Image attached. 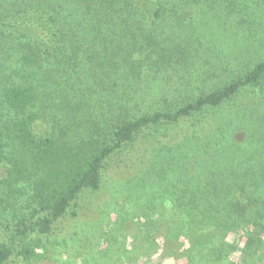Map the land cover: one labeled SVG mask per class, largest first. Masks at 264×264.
I'll use <instances>...</instances> for the list:
<instances>
[{
  "label": "trees",
  "instance_id": "obj_1",
  "mask_svg": "<svg viewBox=\"0 0 264 264\" xmlns=\"http://www.w3.org/2000/svg\"><path fill=\"white\" fill-rule=\"evenodd\" d=\"M3 1L0 8L8 11L33 10L37 27L26 22L18 29L17 19L0 10V51L18 54L14 64L0 59V74L8 75L0 76V165L5 166L0 209L14 192L29 191L32 201L28 213L12 210L11 220L6 218L11 227L0 239V264L13 257L25 264H54L44 236L82 190L99 187L107 160L149 128L178 130L173 141L160 142L165 153L154 158L168 161H150L133 178L134 183L146 174L163 207V217H149L137 239H154L156 232L163 238L162 253L187 264L201 258L218 264L225 243L216 241L226 230L244 228L249 248L263 241L264 60L172 109L113 113V100L131 98L112 87L137 84L140 68L152 74L199 59L186 48L190 38L181 36L185 1ZM13 27L21 32L16 35ZM176 29L180 36L171 32ZM13 73L16 81L5 79ZM47 99L52 105H44ZM43 116L48 127L40 131L34 122ZM234 125H243V138L233 136ZM238 260L245 264L244 253Z\"/></svg>",
  "mask_w": 264,
  "mask_h": 264
},
{
  "label": "rangeland",
  "instance_id": "obj_2",
  "mask_svg": "<svg viewBox=\"0 0 264 264\" xmlns=\"http://www.w3.org/2000/svg\"><path fill=\"white\" fill-rule=\"evenodd\" d=\"M7 1H3V4H8ZM183 1L185 3L182 5L181 13L187 19L181 36L190 38L186 48L196 53L195 58L199 59L192 61L191 64L178 65L174 62L165 69H154L152 74L147 73L146 68H140L138 83L132 86L125 83L107 85V87L113 86L112 88L118 87L119 90H123L125 96L131 98L127 103L119 99L113 100L111 106L113 113L119 111L122 115L138 116L154 110L172 109L202 92L230 81L256 62L264 60V0ZM4 8L3 6L0 8L4 11L3 17L17 19L13 23H18V29H24L26 22H31L30 24L37 27L35 22H32L35 16L33 10L25 13L17 12V8H12L11 11ZM14 29L12 32L16 35L21 32ZM33 29L36 30L34 26ZM176 30L171 32L180 36V29ZM36 34L38 35L37 32ZM31 35L32 32L28 33V37ZM3 38L12 42L5 35ZM28 39L31 41L32 38ZM9 49L13 51L11 46ZM3 56L14 64L18 54L12 52L5 55L0 51V59ZM134 57L138 58L136 52ZM34 69L37 72L41 70L36 67ZM2 75L8 76L4 72L0 74ZM18 77L13 73L11 77L5 79L16 81ZM52 87L53 85H49L47 89L50 90ZM239 94L244 95L240 96L241 98H245L248 92ZM54 100L56 101L57 98ZM234 100L232 101H239ZM44 105H52L51 100L47 99ZM206 116L209 117V114H205V119ZM45 120L47 121L48 118L44 116L37 119L34 126L39 127L40 131L47 129L48 124ZM234 126L236 128L233 130V136L243 138V125ZM176 130L178 127L169 130L145 129L124 146L121 152L107 160L102 169L99 187L82 190L65 215L54 223L53 230L44 236L46 255L51 262L136 264L137 262H131L136 259L135 261L140 260L137 264L185 263V260L162 253L159 245L163 242V238L156 232L154 239L136 238L139 236V230H142L141 225L147 224L149 217L158 215L163 217L161 213L163 207L162 204L157 203L153 189L150 188V178L146 174H139L134 183L133 178L137 171L150 161L159 163L168 161V159L154 160V158H157L158 154L165 153L160 142L164 144L168 143V140L173 141L177 137ZM169 155L170 153L163 156L167 158ZM4 167L3 164L0 165V177L4 175ZM28 192L27 194L14 192L10 197H5L7 202L4 204L7 206L0 209V239H5L10 233L8 229L11 227V222L8 220H11L12 210L17 213H28L32 206ZM7 224L8 228H6ZM246 239L248 234L244 228L226 230L218 236L216 243H225L222 260L218 264H237L241 253H244L245 264H264V236H262L263 241L256 246L253 242L250 243L252 246L250 248ZM182 240L188 246L189 241L185 238ZM198 263L214 264L211 260L206 261L205 258L199 259ZM7 264H25V262L13 257ZM42 264L49 263L43 261Z\"/></svg>",
  "mask_w": 264,
  "mask_h": 264
}]
</instances>
